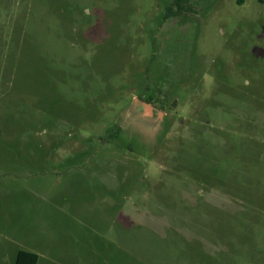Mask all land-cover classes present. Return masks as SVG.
Masks as SVG:
<instances>
[{
  "label": "rangeland",
  "instance_id": "obj_1",
  "mask_svg": "<svg viewBox=\"0 0 264 264\" xmlns=\"http://www.w3.org/2000/svg\"><path fill=\"white\" fill-rule=\"evenodd\" d=\"M170 3L0 0V264H264V0Z\"/></svg>",
  "mask_w": 264,
  "mask_h": 264
},
{
  "label": "trees",
  "instance_id": "obj_2",
  "mask_svg": "<svg viewBox=\"0 0 264 264\" xmlns=\"http://www.w3.org/2000/svg\"><path fill=\"white\" fill-rule=\"evenodd\" d=\"M188 0H171V3L166 9L165 18L174 17L181 14L187 9L186 4ZM118 134V131H114L107 136V139L114 138ZM38 256L34 253L27 251H19L16 255L14 264H37Z\"/></svg>",
  "mask_w": 264,
  "mask_h": 264
},
{
  "label": "flooded vegetation",
  "instance_id": "obj_3",
  "mask_svg": "<svg viewBox=\"0 0 264 264\" xmlns=\"http://www.w3.org/2000/svg\"><path fill=\"white\" fill-rule=\"evenodd\" d=\"M137 102H135L132 106H135V108H138L139 109V113L141 114V115H143V116H145L147 119H150V118H152L153 119V121H155L156 123L158 122V120H159V116H158V111L154 108V106H153V111L151 112V114H146L145 113V110H144V108H143V106H142V103H145V102H143V101H140V100H136ZM147 104H150V103H147ZM151 106H152V104H150Z\"/></svg>",
  "mask_w": 264,
  "mask_h": 264
},
{
  "label": "crops",
  "instance_id": "obj_4",
  "mask_svg": "<svg viewBox=\"0 0 264 264\" xmlns=\"http://www.w3.org/2000/svg\"><path fill=\"white\" fill-rule=\"evenodd\" d=\"M50 200V199H49ZM50 201H52V200H50ZM53 217H55V215H57V216H59V217H61V216H67V214H68V212H67V210L66 209H64V210H62V209H60V208H56V210H54L53 211ZM63 226V225H62ZM32 253V252H31ZM17 255V254H16ZM15 258H16V256H15ZM15 262V261H14Z\"/></svg>",
  "mask_w": 264,
  "mask_h": 264
},
{
  "label": "water",
  "instance_id": "obj_5",
  "mask_svg": "<svg viewBox=\"0 0 264 264\" xmlns=\"http://www.w3.org/2000/svg\"><path fill=\"white\" fill-rule=\"evenodd\" d=\"M137 102V101H136ZM142 106H143V108H144V110H145V113L146 114H151V112L153 111V106H151L150 104H147V103H142ZM158 116H161V114L160 113H158Z\"/></svg>",
  "mask_w": 264,
  "mask_h": 264
}]
</instances>
